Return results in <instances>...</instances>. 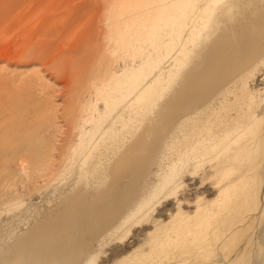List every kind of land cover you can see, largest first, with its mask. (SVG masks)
Segmentation results:
<instances>
[{"label": "rangeland", "instance_id": "rangeland-1", "mask_svg": "<svg viewBox=\"0 0 264 264\" xmlns=\"http://www.w3.org/2000/svg\"><path fill=\"white\" fill-rule=\"evenodd\" d=\"M0 264H264V0H0Z\"/></svg>", "mask_w": 264, "mask_h": 264}]
</instances>
